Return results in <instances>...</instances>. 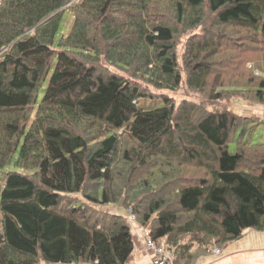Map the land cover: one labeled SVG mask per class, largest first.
Listing matches in <instances>:
<instances>
[{"label": "trees", "instance_id": "1", "mask_svg": "<svg viewBox=\"0 0 264 264\" xmlns=\"http://www.w3.org/2000/svg\"><path fill=\"white\" fill-rule=\"evenodd\" d=\"M241 55L240 85L219 71ZM180 63L210 101L247 87L264 102V0H0V168L16 167L0 189V264H130L128 216L74 199L109 204L123 187L161 184L157 172L131 183L151 160L178 186L146 194L140 219L176 264L264 230V141H245L254 120L177 103L166 91L184 82ZM151 89L161 101L141 105Z\"/></svg>", "mask_w": 264, "mask_h": 264}, {"label": "rangeland", "instance_id": "2", "mask_svg": "<svg viewBox=\"0 0 264 264\" xmlns=\"http://www.w3.org/2000/svg\"><path fill=\"white\" fill-rule=\"evenodd\" d=\"M73 21V14L69 13L68 16L66 17V23L67 26L64 27L63 30V34H67L71 28V24ZM236 32V31H234ZM238 34L241 35V33L236 32ZM185 42H186V38H182L179 41V45H178V52H179V56H182V53L184 51V46H185ZM253 55H251V57H255V55L259 56V53H251ZM249 55V54H248ZM244 57V55H241V57H237L232 59L231 64L232 65H238L240 67H238L237 69H229V68H225L224 64L222 66H224L223 68H220V76L222 77H230V76H234L237 77L238 80L240 81V85L241 84H245L244 82L250 77V75L246 72L248 71V68L246 66H243L245 63H239L242 58ZM247 58V57H246ZM182 62V60L180 61ZM252 63H246V65H251ZM259 64V63H257ZM181 66V70H184L183 64L180 63ZM227 67V66H226ZM226 70V71H225ZM183 77H184V82L182 83V85L176 90V91H166V93H168L171 97H173L177 103L181 102L185 99L187 100H192V101H196V102H206L208 104H210L211 106L209 107V110H214L217 108H227L229 110H233L238 114H241L243 116H248V117H252L253 121V126L251 127V130H249L248 132H246L245 134V141L246 142H260V141H264V102H259L253 99H247L243 93L247 92L248 88L247 87H242V88H235V90H231L232 93L230 96H226L224 99L215 102V101H210L207 97V93L206 92H200L197 90H193L190 89L186 83V73L183 71ZM211 82H214V78L211 79ZM218 90L222 91L223 88H219ZM257 92V91H256ZM255 92V95H256ZM149 95L146 98H142L140 100V104L143 106H147V107H152L155 106L157 104H159V98H157L158 93H161V91H157L155 89H151L149 91ZM157 99V100H156ZM35 113H32V119L34 118ZM31 119V120H32ZM131 144V143H130ZM235 142H231L230 146H229V151L231 153H235L236 151V147H235ZM133 147V146H132ZM155 161L156 160H151L150 162H148L145 166L141 167L140 169L138 168L136 171L131 173V183L135 186H139L143 181L142 179L144 178H149L151 179L152 175H154L155 172H157L152 178L153 180H159L161 184H157L156 186H149V188L147 189H141L139 191V194L136 196L134 195V191H130L129 187H123L122 189L119 190L118 192V201L117 202H113V203H109V204H99V203H94L92 200L91 201H87L85 202V200L82 197V193H79L77 195H75V197H78L79 199H74L79 203H82L83 205H78V206H84L85 209H90L92 211V214H105V213H123L125 215H127L128 217V222L130 224L131 230H132V235H137V232L139 233V231H142V235H144V238L147 237V232L149 231V228L147 225H144L143 222H141L140 219V210L142 208V202L145 200V195L146 194H152V190L153 191H157L163 187H166L167 190L166 191H170L171 189H173V187H177V184H174V186H169L170 183L172 182H176V180H172V182H169L171 179H165L162 176H159V171H160V167L158 165H155ZM136 165H133V168H135ZM192 169V168H191ZM10 170H16V167L12 164L9 165L5 168H0V189L2 188L5 178H6V174L8 171ZM189 179V178H187ZM169 182V183H168ZM165 183V184H163ZM92 193V192H91ZM81 199V200H80ZM174 198H171V201H173ZM129 202L131 203V209L129 207H127L129 204ZM174 204V203H172ZM133 207V208H132ZM175 207V205H174ZM172 208V207H171ZM136 210V211H135ZM134 212V213H133ZM135 213L137 214V217L135 215ZM155 216V215H154ZM1 229V226H0ZM150 233V232H149ZM251 235H254V232H251L250 234H248L246 237L244 238H239V239H235L232 240L231 242H228V244L226 246H224L222 249H226L228 247V249H234V245L238 244L240 242H242L243 240H245L247 237H250ZM262 238L264 240V232H262ZM164 246L166 241H168V239H164V238H159ZM191 239V236H183L180 239V245H183V243H188ZM167 245V244H166ZM218 247H220L219 244H216ZM147 247V246H146ZM165 248L167 250L170 251V255L172 257L173 263L176 264V257H175V248H170V247H166ZM147 250L150 252L151 249H149L147 247ZM192 251H199V253L203 252L200 250H204V248L202 246H199L197 244L193 245L191 247ZM135 252L137 251H133V257L135 255ZM195 253V252H194ZM213 254H215L212 251ZM222 253V251H221ZM220 253V254H221ZM219 255V254H216ZM175 257V259H174ZM41 264H47L45 262H42ZM50 264H65V263H50ZM71 264H92V263H87V262H79V263H71ZM264 264V263H262Z\"/></svg>", "mask_w": 264, "mask_h": 264}, {"label": "crops", "instance_id": "3", "mask_svg": "<svg viewBox=\"0 0 264 264\" xmlns=\"http://www.w3.org/2000/svg\"><path fill=\"white\" fill-rule=\"evenodd\" d=\"M251 232L254 235L247 237L242 242L235 244L234 249L228 247L222 250L219 255L210 253L200 256L195 264H262L264 263V240L262 232L264 230L247 229L241 238L246 237ZM146 238L142 231L133 235L135 255L130 264H154L153 251L147 250Z\"/></svg>", "mask_w": 264, "mask_h": 264}, {"label": "built area", "instance_id": "4", "mask_svg": "<svg viewBox=\"0 0 264 264\" xmlns=\"http://www.w3.org/2000/svg\"><path fill=\"white\" fill-rule=\"evenodd\" d=\"M146 245L153 251L154 264H174L171 253L167 250L160 239H153L147 232ZM212 251L215 254H220L222 249L220 247H212Z\"/></svg>", "mask_w": 264, "mask_h": 264}]
</instances>
